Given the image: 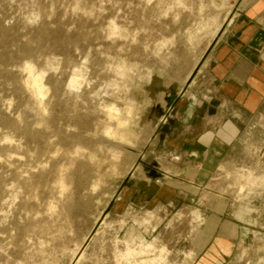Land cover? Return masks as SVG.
<instances>
[{
  "label": "rangeland",
  "instance_id": "rangeland-1",
  "mask_svg": "<svg viewBox=\"0 0 264 264\" xmlns=\"http://www.w3.org/2000/svg\"><path fill=\"white\" fill-rule=\"evenodd\" d=\"M252 1L0 0V264H264V105L200 187L163 134Z\"/></svg>",
  "mask_w": 264,
  "mask_h": 264
},
{
  "label": "crops",
  "instance_id": "crops-1",
  "mask_svg": "<svg viewBox=\"0 0 264 264\" xmlns=\"http://www.w3.org/2000/svg\"><path fill=\"white\" fill-rule=\"evenodd\" d=\"M263 105L264 0H255L238 11L201 71L182 86L170 107L179 117L163 134L166 146L178 157L182 184L200 187L220 163L221 154L241 137L239 126ZM173 194L170 187L155 191L161 200Z\"/></svg>",
  "mask_w": 264,
  "mask_h": 264
},
{
  "label": "bare ground",
  "instance_id": "bare-ground-1",
  "mask_svg": "<svg viewBox=\"0 0 264 264\" xmlns=\"http://www.w3.org/2000/svg\"><path fill=\"white\" fill-rule=\"evenodd\" d=\"M223 30V29H222ZM221 30V31H222ZM28 74L30 76L29 81L26 82V88H30L31 90V94L33 97V103L35 105H41L42 99L45 96L46 90H45V85L43 83V76L38 74V75H34L32 73V70L30 68H28ZM76 81L74 79L70 80V84H74ZM130 114V113H129ZM108 115L110 117H114L116 119V124H117V128L115 129V132H113L114 130H112L113 135H118L119 134V129L123 128L124 126H126L127 122L122 121L120 118H118V114L117 113H112L109 112ZM114 119V120H115ZM109 134V133H107ZM63 186L61 185V188ZM132 252L127 251L124 255L123 258H129L131 256Z\"/></svg>",
  "mask_w": 264,
  "mask_h": 264
},
{
  "label": "water",
  "instance_id": "water-1",
  "mask_svg": "<svg viewBox=\"0 0 264 264\" xmlns=\"http://www.w3.org/2000/svg\"><path fill=\"white\" fill-rule=\"evenodd\" d=\"M221 31H219V33L216 35V37L213 39V41L211 42V44L208 46L207 50L205 51L203 57L201 58L200 63L197 65L196 69L194 70V72L190 75L189 79L186 81V85H189L191 79L193 78V76L196 74V72L198 71V69L201 67L202 63L205 61V59L207 58V56L209 55L210 51L212 50V48L214 47V45L217 43L218 39L221 36Z\"/></svg>",
  "mask_w": 264,
  "mask_h": 264
},
{
  "label": "built area",
  "instance_id": "built-area-1",
  "mask_svg": "<svg viewBox=\"0 0 264 264\" xmlns=\"http://www.w3.org/2000/svg\"><path fill=\"white\" fill-rule=\"evenodd\" d=\"M164 120V119H163Z\"/></svg>",
  "mask_w": 264,
  "mask_h": 264
}]
</instances>
